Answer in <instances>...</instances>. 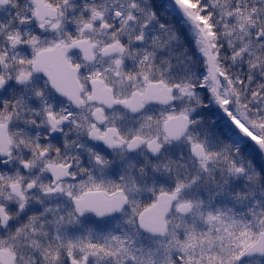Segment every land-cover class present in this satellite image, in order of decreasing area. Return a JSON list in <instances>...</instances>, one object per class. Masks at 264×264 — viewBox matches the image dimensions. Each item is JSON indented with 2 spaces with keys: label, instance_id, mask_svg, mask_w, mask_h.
<instances>
[{
  "label": "snow or ice",
  "instance_id": "snow-or-ice-1",
  "mask_svg": "<svg viewBox=\"0 0 264 264\" xmlns=\"http://www.w3.org/2000/svg\"><path fill=\"white\" fill-rule=\"evenodd\" d=\"M0 264H264V0H0Z\"/></svg>",
  "mask_w": 264,
  "mask_h": 264
}]
</instances>
